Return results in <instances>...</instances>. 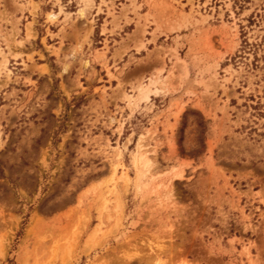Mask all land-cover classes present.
<instances>
[{
    "label": "rangeland",
    "instance_id": "rangeland-1",
    "mask_svg": "<svg viewBox=\"0 0 264 264\" xmlns=\"http://www.w3.org/2000/svg\"><path fill=\"white\" fill-rule=\"evenodd\" d=\"M79 1L0 0V264H264V0Z\"/></svg>",
    "mask_w": 264,
    "mask_h": 264
},
{
    "label": "crops",
    "instance_id": "crops-1",
    "mask_svg": "<svg viewBox=\"0 0 264 264\" xmlns=\"http://www.w3.org/2000/svg\"><path fill=\"white\" fill-rule=\"evenodd\" d=\"M69 2H71V0H69ZM92 2H93V6H91L92 7L91 8V12H94V11L97 10L98 0H92ZM89 10H90V7L87 6L86 3L83 0H80L79 3L76 4V7H75V9L73 11H69L68 13H66L64 11H67V10L64 8L63 12L61 14H59L58 19L63 17L62 14H68V15H70V18H71L72 22H73L74 19H77V18H78L79 22H81L82 20L89 21V19H88V15H89V12H90ZM101 10H103V9L101 8ZM82 24H84V23H82Z\"/></svg>",
    "mask_w": 264,
    "mask_h": 264
},
{
    "label": "bare ground",
    "instance_id": "bare-ground-1",
    "mask_svg": "<svg viewBox=\"0 0 264 264\" xmlns=\"http://www.w3.org/2000/svg\"><path fill=\"white\" fill-rule=\"evenodd\" d=\"M141 89V88H140ZM144 90V88L142 87V89L140 90V92H142Z\"/></svg>",
    "mask_w": 264,
    "mask_h": 264
}]
</instances>
